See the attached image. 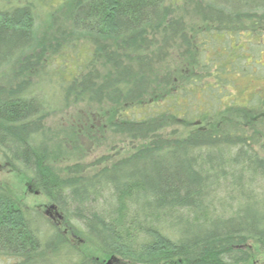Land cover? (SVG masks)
Wrapping results in <instances>:
<instances>
[{
    "label": "trees",
    "instance_id": "16d2710c",
    "mask_svg": "<svg viewBox=\"0 0 264 264\" xmlns=\"http://www.w3.org/2000/svg\"><path fill=\"white\" fill-rule=\"evenodd\" d=\"M167 1L175 13L165 0H81L55 36L35 32L28 7L0 10V165L34 182L62 220L78 225L89 248L105 257L128 264H242L250 256L241 247L264 245V155L251 149L245 125L211 122L231 109L220 103L231 76L245 73V59L212 50L198 57L196 27L176 13L193 0ZM198 5L199 35L206 38L210 32L240 41L242 33L264 30V0ZM5 66L11 70L3 72ZM57 93L122 109L112 130L133 136L141 149L90 178H62L49 163L40 127ZM181 113L197 117L198 125L209 121L184 139H170L157 122ZM32 217L0 186L2 260L98 264L92 251L79 249L59 228L41 230Z\"/></svg>",
    "mask_w": 264,
    "mask_h": 264
},
{
    "label": "rangeland",
    "instance_id": "374dc122",
    "mask_svg": "<svg viewBox=\"0 0 264 264\" xmlns=\"http://www.w3.org/2000/svg\"><path fill=\"white\" fill-rule=\"evenodd\" d=\"M79 1L81 0H0V10H8L13 6L28 7L33 14L35 32L42 34L49 31L51 36H55L58 25H61L62 29L68 27V18H71L75 10L74 6ZM199 3L201 0H193L187 5L180 4L176 11L177 15H188L190 18L187 20L189 27H196L192 29L194 44L197 45L196 55L199 57L200 51L206 50L210 57L212 50L227 60H233L237 56L245 59V73L238 74L241 73L238 70L236 76H231L233 82L227 87L228 94L225 91L228 97H225L220 103L223 108L231 109L225 113L226 115L213 120L211 125L216 127L221 122L232 123L236 126L238 124L245 125L249 128L247 130L248 137L253 138L249 143L251 149L259 155H264V117L262 119L258 117L264 115V30L242 33L240 41H236L235 37L229 40L225 35L210 34V32H205L207 38L201 36L198 28L203 23L199 16L201 15ZM164 7L171 8L170 11L175 13L169 1L165 0ZM54 10H58L60 13L56 15ZM52 15L60 18L53 22L54 16ZM52 22V29L48 28ZM202 41L203 43H201ZM149 42L151 41L149 40ZM227 44L229 45L225 47ZM42 64L39 62L36 66L42 67ZM4 68L1 69L3 72H8L10 69L6 66ZM207 83L216 84H213L212 78L207 80ZM57 94L58 102L51 106L48 113L42 117L40 127L43 128L41 133L45 135V143L49 148V163L62 178L71 175L83 176L85 179L90 178L102 168L130 157L138 149H141V142L133 139V136L112 130V127L120 122L122 109L115 108L109 103L93 101L85 95H71L67 100L61 93ZM258 97L262 98L259 103H257ZM255 100L257 101L254 103ZM232 102H234L233 105ZM247 107L256 110L251 111ZM196 118L186 117L182 114L178 118L161 119L157 122V126H161L162 131L170 139H184L192 131L205 128V123L209 121L206 118L202 120L201 125H198L193 122ZM251 122L253 123L252 128ZM0 186L9 192L24 209L29 211L31 216L33 215L32 218L38 223L36 226L41 230L46 231L47 226L59 228L58 230L68 236L79 249L92 251L87 252L90 253L89 258L97 261L98 264H108L111 260L112 264H128L113 257H105L89 248L91 246L80 237L79 230L75 228L78 225L65 223L59 218L57 212L51 208L54 204L47 199L34 182L25 178L17 168L0 165ZM260 191L261 198L264 199V193H262L264 191ZM232 209H237V206H233ZM38 216L44 220L45 226L42 222L40 224ZM239 250L248 252L250 256V260L242 264H264V245L252 241ZM8 263L6 259L0 258V264Z\"/></svg>",
    "mask_w": 264,
    "mask_h": 264
},
{
    "label": "water",
    "instance_id": "95a60500",
    "mask_svg": "<svg viewBox=\"0 0 264 264\" xmlns=\"http://www.w3.org/2000/svg\"><path fill=\"white\" fill-rule=\"evenodd\" d=\"M51 208H52V209H54L55 207H54V206H52ZM57 215H58V217H59V218H61V219H62V217H61V216H60L58 213H57ZM113 260H114V259H113ZM108 264H112V260H111V261H110Z\"/></svg>",
    "mask_w": 264,
    "mask_h": 264
},
{
    "label": "flooded vegetation",
    "instance_id": "af4514ba",
    "mask_svg": "<svg viewBox=\"0 0 264 264\" xmlns=\"http://www.w3.org/2000/svg\"><path fill=\"white\" fill-rule=\"evenodd\" d=\"M53 210H55V209H53ZM56 211V210H55ZM57 212V211H56ZM57 214V213H56Z\"/></svg>",
    "mask_w": 264,
    "mask_h": 264
}]
</instances>
